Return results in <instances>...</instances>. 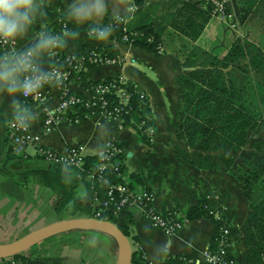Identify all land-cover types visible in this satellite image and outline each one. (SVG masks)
I'll use <instances>...</instances> for the list:
<instances>
[{
  "label": "crops",
  "instance_id": "0c3cea01",
  "mask_svg": "<svg viewBox=\"0 0 264 264\" xmlns=\"http://www.w3.org/2000/svg\"><path fill=\"white\" fill-rule=\"evenodd\" d=\"M172 1L174 0H144L141 5L136 6L134 0H112V4L121 11V16L125 17L126 28L134 29L153 23L163 30L165 40H173V51L164 50L161 55L155 56L147 50L122 45L112 39L96 41L89 38L86 30L92 25L75 24L63 14L69 0H42V6L53 15L46 29L49 33L56 34L64 26L68 27L65 31L77 33L74 38L66 37V46L61 48L64 52L103 48L122 59V63L125 62L96 66L86 73L85 81H103L120 76L133 82L149 100L156 136L151 146H146L139 142L132 128H123L114 120L90 119L72 125L57 124L48 135H44V111L56 109L59 94L50 95L44 106L19 97L23 106L37 113V119L30 130L33 135L40 136L39 145L27 147L26 157L19 158L14 154L13 144L8 137V125L14 120L13 98L0 93V245L18 240L56 222L95 218V206L105 204L103 190L94 185L86 173L71 167H67L68 171H65V166L44 162L38 157V147L57 153H64L69 147L82 148V154L86 158L102 155L106 151V143L114 138L124 152L123 163L127 174H140L147 181V187L153 194L155 211L180 216L188 206L203 199V180L176 153L180 148L175 145L174 122L178 120L177 113L182 99L176 80L182 72L181 47L188 45L189 48L197 47L209 53L216 30L205 31L211 20L218 19L210 18L200 37L194 41L182 35L170 38L172 28L163 21L171 13L169 6ZM175 1L181 7V2L187 0ZM250 2L230 0V20L238 28L239 36L244 35L240 39L235 35L231 37V44L243 39L249 45L259 46L257 42L260 39L254 36L253 29L247 23L239 24L237 19L244 4L250 5ZM129 8L132 9L131 12L128 11ZM112 20L111 16H106L104 23ZM36 39L37 34L29 30L16 39V48L25 49L35 43ZM261 44L264 46L263 38ZM48 60H51L50 56H45L43 66L48 64ZM71 88L72 91L83 89L77 84ZM167 125L172 131L166 132ZM180 150L185 152L184 149ZM224 181L220 191L223 188L229 192H237L238 189L242 194L240 200L228 201V208L231 209L228 217L231 232L229 255L239 264H248L250 249L245 244L244 227L253 210L244 198L241 187L231 180ZM111 223L119 229H128L127 239L132 253L137 257L142 254L145 264H178L182 259H187L190 263L201 262L203 251L215 245L211 247L216 228L209 219L185 222L172 237L154 227L148 218L135 209L119 212ZM22 255L32 264H118L122 252L118 243L107 233L88 230L54 236ZM0 264L16 263L7 259L0 261Z\"/></svg>",
  "mask_w": 264,
  "mask_h": 264
},
{
  "label": "trees",
  "instance_id": "16d2710c",
  "mask_svg": "<svg viewBox=\"0 0 264 264\" xmlns=\"http://www.w3.org/2000/svg\"><path fill=\"white\" fill-rule=\"evenodd\" d=\"M143 1L134 0V5L139 6ZM249 1L251 4H244L242 11L237 16L238 23H247L248 27L253 29L254 36L264 39V0ZM169 8L171 13L163 22L172 28L173 35L170 34V38L182 35L184 38L194 41L200 37L208 20L212 18L211 8L204 6L202 0L183 1L181 7H178V2L174 0L170 3ZM231 11L228 5L225 12L231 13ZM52 16L51 11L42 6L30 31L37 35L41 31L46 35H55L46 30ZM125 27L120 23L119 27L114 30V40L119 44H131L147 50L155 56L161 55L164 50H170L173 45V40H165L162 36L163 30L153 23L134 29H125ZM58 33L60 35L62 32ZM124 36L129 41H123ZM173 49L174 47L170 51ZM95 50L102 52V58L112 60L115 57L103 48ZM91 51L92 49H81L75 53L80 52L85 55ZM181 51L182 72L176 81L182 99L178 111V123L175 125L176 129L179 130L182 126L185 127L192 122L193 132L188 136L191 141L193 139L196 141L199 139L197 133L203 138L208 136L207 127L210 125L213 133L211 135L219 137V140L230 148L240 150L250 146L252 151L259 154V162L247 161L251 160L250 157L254 155H245L244 167L238 170L239 175H230V177L234 183L241 187L244 198L253 210L244 227L245 244L250 249L247 262L248 264H264V135L253 142L250 140L251 136H255L264 129V52L261 53L260 50L254 48L253 45L250 46L249 42L243 39L234 41L223 56L212 55L197 47L189 48L188 45H183ZM206 58H209L208 63H206ZM54 65L62 67L61 61L55 63L54 60H48V64L44 67L49 69ZM96 66L100 65L85 63L84 70L79 73V81H77L80 82L83 89L71 91V96L82 99L86 87L93 88L102 83V81H85L86 73ZM117 77L119 76L106 79V81L108 84L114 83L124 89L129 96L127 105H124L125 112L117 118V122L123 128H132L140 143L151 146V139L144 132L148 127L154 129L149 100L133 82L124 79V82L120 83ZM105 97L111 102V107L115 105L112 103L114 95ZM84 113L83 107L77 106L69 109L66 116L67 118L81 119ZM201 120L202 123H198ZM142 122L145 124L143 127H141ZM178 130L177 137L184 139V134H179ZM118 145L122 149L120 144ZM176 153L187 164L194 165L191 157L183 150L177 149ZM124 158L123 156L121 162V156L117 155L106 162L103 160V155L86 157L82 169L87 175H97L96 171L100 165L107 163L110 166V164L120 162L116 171L109 168L102 173L101 176L105 181L101 188L103 192L111 186H125L135 193H152L142 175L127 174L123 163ZM225 162L228 163L227 171L230 172L232 160L225 159ZM114 197L119 200L117 191L114 192ZM213 210L212 204L207 199H201L196 204L184 209L179 214L180 216L169 212H162V215L166 216L169 221L179 223L181 227L185 222L209 219L216 228L211 247L213 244L215 245L209 248L214 251L217 249L215 238L219 235L220 226L210 215ZM118 213L119 211L113 204H97L95 206V217L99 220L112 222ZM120 230L126 237L129 236L127 228L123 227ZM9 260L16 264H32L26 261L23 255L15 256ZM132 263L145 264L143 255L139 254L137 257L136 254H133ZM178 264H190V262L187 259H182Z\"/></svg>",
  "mask_w": 264,
  "mask_h": 264
},
{
  "label": "built area",
  "instance_id": "2783aa9c",
  "mask_svg": "<svg viewBox=\"0 0 264 264\" xmlns=\"http://www.w3.org/2000/svg\"><path fill=\"white\" fill-rule=\"evenodd\" d=\"M204 6L211 8V17L217 18L221 21H225L228 18V13L225 12L226 8L229 5L230 0H202ZM113 25V29L116 30L119 27V24H123L125 27L126 20L123 19L121 22H116L114 19L110 22ZM65 26L63 27V32L65 31ZM126 29V27H125ZM61 31V32H62ZM89 28L86 30L87 37L91 38L88 34ZM56 35V34H55ZM58 35V34H57ZM114 31L109 39L114 40ZM123 41H129V39L124 36ZM115 41V40H114ZM116 42V41H115ZM129 46L131 44H128ZM8 49L9 47L16 48V45H5L0 46ZM17 50H20L16 48ZM51 60H54L55 63L61 61L62 67L54 65L47 70L56 71L63 74V83L59 86L55 85H46L41 90V96L39 99L29 96L22 97L25 101H33L40 106H44L45 102L48 100L49 96L53 93L59 94V102L54 111H44V120H43V134L48 135L52 128L60 123L67 124H78L82 120H114L117 121V118L123 114L124 105H127L128 95L125 93V90L118 87L116 84H108L106 80L102 81L98 86L86 89L83 92V98H78L76 96H71V86L77 84L80 86L79 73L84 70V65L86 62H90L96 65H105L110 63H122V59L114 57V59L109 60L102 58V52H97L92 50L90 53L82 54L75 52H64L62 49H58L54 55L50 56ZM75 77V78H74ZM120 83L124 82V78L117 77ZM75 79V80H74ZM114 95L112 103H115L111 107V102H109L105 96ZM77 106L83 107L85 113L83 118H67V111L73 109ZM15 121L12 120L8 125V137L14 147V154L16 157H26L25 149L29 146H38L40 142V136L33 135L30 128L25 130H18L15 126ZM145 126L142 122L141 127ZM121 128V127H120ZM148 137L151 139L155 133L153 128H146L144 131ZM117 141L114 138H111L106 143V151L102 154L103 160L109 162L115 156H124L123 150L119 147ZM37 154L40 159L46 163L67 166L71 168H78L82 172V166L84 164V155L82 154V148H67L64 153H57L46 148L37 149ZM119 162V161H118ZM120 163V162H119ZM119 163L107 164L104 163L97 168L96 174H88V177L92 180L94 185L98 188H102L104 184L102 173L107 171L109 168L117 170ZM105 182V181H104ZM118 192L119 200H116L114 197V192ZM105 204L115 205L117 211H122L126 208H132L137 210L140 214L145 216L150 220L152 225L160 230H162L168 237H172L178 230L181 229L179 223L169 221L166 216H163L162 213L155 211L153 207V194L142 192L135 193L130 191L125 186H111L104 192ZM97 201V197H95ZM210 212V215L215 219V221L220 226L219 235L215 238L216 250L211 251L206 249L202 253V261L195 262L190 264H239L234 258L229 255V240L231 232L229 227L224 223L223 219L214 212ZM96 218V217H95Z\"/></svg>",
  "mask_w": 264,
  "mask_h": 264
},
{
  "label": "clouds",
  "instance_id": "9594fccd",
  "mask_svg": "<svg viewBox=\"0 0 264 264\" xmlns=\"http://www.w3.org/2000/svg\"><path fill=\"white\" fill-rule=\"evenodd\" d=\"M41 8L42 0H0V46L14 45L17 38L26 34ZM63 14L75 24L92 25L88 34L96 41H107L114 31L112 23H104L106 16H111L116 22L125 18L112 0H69ZM76 35L68 31L46 35L41 31L35 43L25 49L0 47V93L13 98L14 126L18 130L26 131L37 119V113L23 106L19 97L39 99L46 85L63 83V74L47 70L43 60L65 47L66 37L74 38ZM65 171H68L67 166Z\"/></svg>",
  "mask_w": 264,
  "mask_h": 264
},
{
  "label": "rangeland",
  "instance_id": "374dc122",
  "mask_svg": "<svg viewBox=\"0 0 264 264\" xmlns=\"http://www.w3.org/2000/svg\"><path fill=\"white\" fill-rule=\"evenodd\" d=\"M150 9L151 8L149 7L148 10ZM231 18H232L231 13H228V18L225 21H221V20L219 21V19L211 20L209 26L205 31L207 33L212 30L214 31L216 30V36L214 37V39L210 44L211 47V49L209 50L210 54L215 56H223L226 53L228 47L230 48L231 46V42L233 40V38L231 37H233L234 35L237 36L238 39H240L239 37H244V35L239 36L238 28L234 26L233 22H231L230 20ZM259 39L260 40H258L257 43H259L258 47L260 48L255 46L253 47L257 48L262 53L264 46L261 44L260 36ZM254 43H256V40H254ZM208 59L206 63H208ZM176 123H178V120ZM176 123L174 122V125H176ZM191 123L185 127L182 126L181 128H179V130L178 128L176 129V127H174L176 129L175 132V137H176L175 145L177 144L176 148L184 149L185 153H187L191 157L194 164L191 167L192 170L198 173L199 178L201 177V179L203 180V184H205L204 191L203 190L201 191L202 193L201 195L203 199H207V201L210 202V204H212V207L215 210L214 212L219 214L221 219H223L224 223L228 226V221H229L228 217H230V211H231V209L228 208V203H229L228 201H231L232 199L234 200L237 199L238 201V199L240 200L242 194L238 189L237 192H233V191L229 192L223 188L222 191H220V186L223 185V183L225 182L224 180L227 181L232 179L230 175H234V176L239 175L238 170L243 169L244 167L243 160L245 155L253 154L254 156L250 157L251 160H247V161L259 162L258 161L259 154L252 151L250 149V146L240 150L235 148H230L228 145H225L221 140H219V137H217L216 135L215 136L211 135L213 133H212V126L210 125L207 127L209 133L208 136L203 138L202 136H200L199 133H197L199 139L196 141L193 139V141H191L190 136H188L193 132V128H192L193 125ZM198 123H202V120L199 121ZM169 130L172 131V128L170 129L169 126L167 125L166 132H169ZM177 130L179 134L180 133L182 135L184 134L185 136L184 139H179L177 137ZM155 134L156 133H154L153 137L151 138V143H153L155 140L154 139L156 136ZM261 135H264V129L261 130L260 133L255 134V136L254 135L251 136L250 140L253 142L255 139H259ZM225 159L229 161L232 160V169L230 170V172L227 171L228 163L225 162ZM192 170L190 169V171ZM210 186H212L213 188ZM244 211H245V207H243V213Z\"/></svg>",
  "mask_w": 264,
  "mask_h": 264
},
{
  "label": "water",
  "instance_id": "95a60500",
  "mask_svg": "<svg viewBox=\"0 0 264 264\" xmlns=\"http://www.w3.org/2000/svg\"><path fill=\"white\" fill-rule=\"evenodd\" d=\"M102 231L110 235L120 246L122 257L118 264H132V250L127 237L113 223L90 219H72L60 221L43 227L13 242L0 245V261L11 259L30 250L33 246L49 239L72 231Z\"/></svg>",
  "mask_w": 264,
  "mask_h": 264
}]
</instances>
